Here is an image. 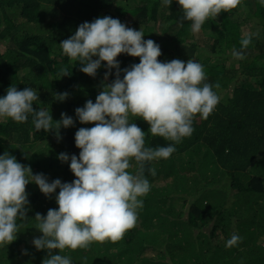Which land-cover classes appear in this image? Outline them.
Here are the masks:
<instances>
[{
	"label": "trees",
	"instance_id": "trees-1",
	"mask_svg": "<svg viewBox=\"0 0 264 264\" xmlns=\"http://www.w3.org/2000/svg\"><path fill=\"white\" fill-rule=\"evenodd\" d=\"M105 15L121 22L129 17L136 30L148 29L142 38L160 45V61H199L205 82L219 84L213 88L219 102L207 119L194 116V131L175 144L167 159L145 162L150 190L141 198L134 227L118 241H93L61 254L72 264H264V4L259 0H241L236 8L207 19L198 33L191 31V21L184 19L176 0L169 6L161 0H0V95L12 85L18 90L31 87L39 97L34 108L49 111L54 121L62 112L74 120V126L45 131L35 129L32 114L24 122L0 118V154L9 152L49 182L75 179L70 161L62 162L57 155L78 156L74 134L95 122L81 124L75 108L88 99L95 102L103 84L115 78V69L107 79L103 66L95 77L83 73L59 44L82 22ZM245 23L251 43L242 48ZM233 48L244 53L242 59L232 56ZM117 59L122 69L139 62V57L124 53ZM61 68L68 74L62 75ZM120 75L123 78V72ZM63 92L68 96L60 101L57 95ZM129 119L146 133V147L172 143L151 134L147 121ZM131 165L127 171L135 173L136 162ZM148 168H155L156 174ZM25 191L28 211L18 221L17 238L0 248V264H42L48 255L23 237L38 230L36 213L46 215L49 208H58L56 193L46 197L32 182ZM195 192L199 195L184 213L185 202ZM175 200H181L180 208ZM210 223L208 234L202 233ZM217 230L221 237L215 242ZM234 233L240 239L226 247Z\"/></svg>",
	"mask_w": 264,
	"mask_h": 264
},
{
	"label": "clouds",
	"instance_id": "clouds-1",
	"mask_svg": "<svg viewBox=\"0 0 264 264\" xmlns=\"http://www.w3.org/2000/svg\"><path fill=\"white\" fill-rule=\"evenodd\" d=\"M183 10L184 19L191 21V31L198 33L209 18L221 11L236 8L241 0H176ZM264 4V0H259ZM172 0H161L169 6ZM142 30L127 27L118 18L96 17L84 21L74 33L60 42L62 54L80 64V70L92 77L103 66L105 79L115 69V78L105 83L93 100L75 108V116L81 124L74 134L78 156L61 152L57 158L69 162L75 179L61 182L59 178L49 182L43 173L33 174L31 167L22 165L9 152L0 154V248L14 241L20 223L28 211V193L25 186L32 182L46 197L53 193L58 208H49L46 215L36 213L37 228L42 235L33 237L37 250L46 249L48 255L42 264H72L69 256L62 255L65 248H86L93 241H118L125 232L135 226L137 210L143 206L141 199L150 190L144 175L145 162L167 159L175 144L194 131L193 118L199 114L207 119L219 102L213 86L205 82L204 66L197 60L180 59L160 61L161 48L152 39H143ZM242 48L251 43V35L244 33ZM139 57V62L121 68L119 54ZM232 56L242 59L244 53L233 48ZM95 57V58H94ZM102 62L103 63L102 65ZM62 75L68 74L64 68ZM123 72V78H121ZM61 75V76H62ZM67 92L57 95L64 101ZM39 100L31 87L18 90L9 86L0 95V118L16 122L28 120L36 130H58L74 126L73 117L62 112L54 121L49 111L33 107ZM139 117L149 124V131L171 141L166 146H145V132L129 117ZM59 139V136H57ZM137 164L135 173L127 171ZM151 175L155 168H148ZM59 189L58 193L56 190ZM240 239L235 233L226 241V247ZM59 249V254H53ZM27 250H25L26 252Z\"/></svg>",
	"mask_w": 264,
	"mask_h": 264
},
{
	"label": "rangeland",
	"instance_id": "rangeland-1",
	"mask_svg": "<svg viewBox=\"0 0 264 264\" xmlns=\"http://www.w3.org/2000/svg\"><path fill=\"white\" fill-rule=\"evenodd\" d=\"M111 11H112V10H111ZM111 11H110V12H111ZM122 20H124L123 23H125L127 27H131V28H133V29H135V30L137 29L138 26H135V25H136V22H135V21H132V22L135 23V25H134L132 22L129 23V21H131V20H129V17H124V16H123ZM245 24H246V23H245ZM247 28H248L247 24L243 26V28H242V33H243V34L246 33ZM140 29H141L142 32L144 33L143 38H146L145 36L148 35V29L143 30V27L140 28ZM3 50H4V48H3L2 46H0V52H3ZM46 141H47V140H46ZM46 141H45V142H46ZM50 141H51V140H50ZM131 163H134V161L131 160ZM133 169H135V167H134ZM223 182H225V180H223ZM223 182H222L221 185H224ZM198 188H202V189H201V191H202L204 187H202V184H201V185H199ZM198 190H199V189H198ZM198 195H199V193H198V192H195L192 196H190V197L187 199V201L185 202V204H184V206H183V208H182V211H184V213H185V211L187 210L190 201H192V199H195ZM220 198H221V197H220ZM181 204H182V203H181V200H175V202H174V206L179 207V208L181 207ZM184 213H183V214H184ZM184 215H186V214H184ZM234 224H235V222L232 223V230H233V228H234ZM211 225H212V223L206 225V227H205L204 229H202V233L208 234V232L210 231ZM39 233H40V231H39V230H36V231L32 232L31 235H29V236H27V237H26V236L23 237V239H26V240L28 241L29 244H32V239H33V237H38V234H39ZM220 237H221V233L218 232V230H217L216 233H215V236H214V241L217 242V241L220 239ZM151 255H152V256H151ZM154 255H155V253H152V252L150 253V256L153 257V258H154Z\"/></svg>",
	"mask_w": 264,
	"mask_h": 264
}]
</instances>
